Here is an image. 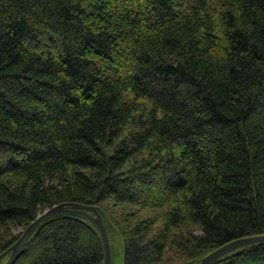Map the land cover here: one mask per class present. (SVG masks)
<instances>
[{"label": "trees", "instance_id": "16d2710c", "mask_svg": "<svg viewBox=\"0 0 264 264\" xmlns=\"http://www.w3.org/2000/svg\"><path fill=\"white\" fill-rule=\"evenodd\" d=\"M63 202L98 210L111 264L115 243L197 264L264 235V0H0V255ZM102 259L58 215L14 264ZM212 264H264V243Z\"/></svg>", "mask_w": 264, "mask_h": 264}, {"label": "water", "instance_id": "95a60500", "mask_svg": "<svg viewBox=\"0 0 264 264\" xmlns=\"http://www.w3.org/2000/svg\"><path fill=\"white\" fill-rule=\"evenodd\" d=\"M87 209L93 212V215H90L87 212ZM58 215H75L81 218H85L95 226L99 233V238L102 247V264H110L111 260V250H110V242L107 237L104 224L101 220L100 215L97 213L95 208L89 204H81L77 202H63L48 208L45 212H43L39 217H37L31 224H29L20 237L9 247V256L5 262V264H13L14 261L20 254V251L30 238L33 231L37 228L39 224H41L44 220H47L49 217L58 216ZM255 242H264L263 235H255L249 237L238 238L232 240L229 243H226L204 257H202L197 264H210L212 261L217 259L218 257L226 254L228 252H232L237 248L255 243ZM4 254V252L2 253ZM1 254V255H2Z\"/></svg>", "mask_w": 264, "mask_h": 264}, {"label": "bare ground", "instance_id": "6f19581e", "mask_svg": "<svg viewBox=\"0 0 264 264\" xmlns=\"http://www.w3.org/2000/svg\"><path fill=\"white\" fill-rule=\"evenodd\" d=\"M54 206H55V205H54ZM93 207H94V206H93ZM49 208H50V207H49ZM94 208H95V207H94ZM47 209H48V208H47ZM47 209H46V210H47ZM46 210H45V211H46ZM95 210H96L97 213L99 214V212H98V210H97L96 208H95ZM45 211H44V212H45ZM87 212H88L90 215H93V212H92L91 210L87 209ZM42 213H43V212H42ZM42 213H41V214H42ZM41 214H40V215H41ZM40 215H39V216H40ZM99 215H100V214H99ZM39 216H38V217H39ZM72 216H75V215H72ZM75 217L81 218V217H79V216H75ZM100 217H101V216H100ZM49 218H50V217H49ZM49 218H47V219H49ZM35 219H36V218H35ZM81 219H85V218H81ZM85 220H87V219H85ZM101 220H102V219H101ZM33 221H34V220H33ZM33 221H32V222H33ZM45 221H46V220H44L43 222H45ZM87 221L91 223V221H89V220H87ZM32 222H31V223H32ZM43 222H42V223H43ZM102 222H103V221H102ZM31 223H30V224H31ZM42 223H41V224H42ZM41 224H39V225L37 226V228H38ZM91 224H92V223H91ZM103 224H104V223H103ZM92 225H93V224H92ZM93 226H94V225H93ZM26 227H27V226H26ZM104 227H105V225H104ZM37 228H36V229H37ZM94 228H95V226H94ZM36 229H35V230H36ZM95 229H96V228H95ZM24 230H25V228H24ZM24 230H23V231H24ZM35 230H34V231H35ZM23 231H22V233H23ZM34 231H33V232H34ZM96 231H97V229H96ZM105 231H106V228H105ZM97 232H98V231H97ZM22 233H21V234H22ZM21 234H20V235H21ZM32 234H33V233H32ZM32 234H31V235H32ZM106 234H107V232H106ZM98 235H99V233H98ZM263 236H264V235H263ZM19 237H20V236H19ZM107 237H108V235H107ZM247 237H249V236H247ZM242 238H243V237H242ZM108 239H109V238H108ZM230 242H231V241H230ZM228 243H229V242H228ZM256 243H264V242H255V243L247 244V245H244V246H241V247L237 248L236 250H238V249H240V248H242V247L248 246V245L256 244ZM22 249H23V248H22ZM7 250H9V249H7ZM7 250H6V251H7ZM6 251L4 252V254L6 253ZM21 251H22V250H21ZM21 251H20V253H21ZM234 251H235V250H234ZM232 252H233V251H232ZM7 253H9V251H7ZM228 253H230V252H228ZM228 253H226V254H228ZM4 254L0 255V258H1ZM226 254H223V255H226ZM19 255H20V254H19ZM223 255H222V256H223ZM222 256H220V257H222ZM18 257H19V256H18ZM18 257H17V258H18ZM203 257H204V256H203ZM220 257H218L217 259H219ZM200 259H201V258H200ZM200 259H199V260H200ZM217 259H215L214 261H216ZM16 260H17V259H16ZM16 260H15V261H16ZM199 260H198V261H199ZM15 261H14V262H15ZM214 261H212L210 264H212ZM197 263H198V262H197ZM4 264H5V263H4ZM13 264H14V263H13ZM110 264H111V260H110Z\"/></svg>", "mask_w": 264, "mask_h": 264}, {"label": "rangeland", "instance_id": "374dc122", "mask_svg": "<svg viewBox=\"0 0 264 264\" xmlns=\"http://www.w3.org/2000/svg\"><path fill=\"white\" fill-rule=\"evenodd\" d=\"M20 230V228L19 227H13V228H11V233L12 234H16V232L17 231H19ZM115 247H116V254H115V257H114V264H120V262H121V249H120V246L117 244L116 245V243H115ZM4 260H6V256H4V257H2V259H1V261H4Z\"/></svg>", "mask_w": 264, "mask_h": 264}]
</instances>
